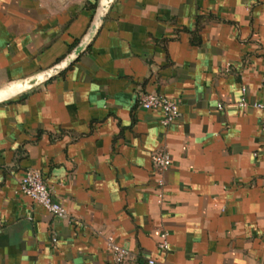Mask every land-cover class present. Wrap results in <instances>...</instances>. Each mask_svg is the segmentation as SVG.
<instances>
[{"label": "crops", "instance_id": "crops-1", "mask_svg": "<svg viewBox=\"0 0 264 264\" xmlns=\"http://www.w3.org/2000/svg\"><path fill=\"white\" fill-rule=\"evenodd\" d=\"M97 4L0 0V88L65 58ZM263 75L264 0H113L73 64L0 99V264H115L110 237L141 264H264L262 112L238 105ZM144 92L178 101L169 127ZM28 169L69 218L18 193Z\"/></svg>", "mask_w": 264, "mask_h": 264}, {"label": "built area", "instance_id": "built-area-1", "mask_svg": "<svg viewBox=\"0 0 264 264\" xmlns=\"http://www.w3.org/2000/svg\"><path fill=\"white\" fill-rule=\"evenodd\" d=\"M229 63L227 67H229ZM263 97L260 100H256L250 103L247 99L248 89L243 86L242 96L238 105L242 108L252 105L258 108L262 112L260 133L264 147V75L262 79ZM138 104L145 110H160L162 112L161 124L164 127H169L179 116L178 101L172 99L165 94L158 92H144L139 96ZM152 164L155 170L163 172L171 165V156L168 151L161 149L152 153ZM159 187L163 188L165 180L160 177ZM18 193L31 198L33 201L41 204L47 211L51 212L57 218H69V212L65 206L61 204L55 198L52 186H49L41 171L35 169L26 170L24 176L20 180ZM164 200V194L161 190L159 193L158 202L162 203ZM74 223H79L75 218L71 219ZM158 246L161 250H168L169 244V232L163 230L160 232V240ZM108 247L114 254L115 264H141L138 257L129 250L118 245L113 237L108 239ZM147 264H156V260L148 259Z\"/></svg>", "mask_w": 264, "mask_h": 264}, {"label": "water", "instance_id": "water-1", "mask_svg": "<svg viewBox=\"0 0 264 264\" xmlns=\"http://www.w3.org/2000/svg\"><path fill=\"white\" fill-rule=\"evenodd\" d=\"M113 0L108 3V6H104L103 0H98L97 9L93 21L83 38L78 42V44L69 52L65 58L54 66L40 72L32 77L26 78L24 80L13 81L0 88V96L9 95L14 92L27 91L41 83H44L51 79L52 77L58 75L71 64H73L92 44L94 38L96 37L101 25L103 24L106 15L111 7Z\"/></svg>", "mask_w": 264, "mask_h": 264}, {"label": "bare ground", "instance_id": "bare-ground-1", "mask_svg": "<svg viewBox=\"0 0 264 264\" xmlns=\"http://www.w3.org/2000/svg\"><path fill=\"white\" fill-rule=\"evenodd\" d=\"M111 0H103V3H104V6H108V3L110 2ZM12 94V93H11ZM3 97L0 96V99H2Z\"/></svg>", "mask_w": 264, "mask_h": 264}]
</instances>
